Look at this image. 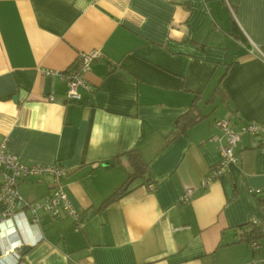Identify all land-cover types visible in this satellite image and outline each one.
Masks as SVG:
<instances>
[{"label": "crops", "instance_id": "crops-1", "mask_svg": "<svg viewBox=\"0 0 264 264\" xmlns=\"http://www.w3.org/2000/svg\"><path fill=\"white\" fill-rule=\"evenodd\" d=\"M93 50L71 101L62 75ZM190 109L200 120L171 140ZM222 119L264 124V0H0V142L23 163L64 166L79 214L56 226L40 210L27 225L23 202L49 189L20 182L21 227L0 232L22 244L17 264H240L264 254V240L253 253L240 228L262 218L264 192L252 193L264 191L259 138L241 134L236 160L207 180L222 158L213 136L226 142L214 126ZM132 149L154 189L136 180L103 205L132 172Z\"/></svg>", "mask_w": 264, "mask_h": 264}, {"label": "built area", "instance_id": "built-area-1", "mask_svg": "<svg viewBox=\"0 0 264 264\" xmlns=\"http://www.w3.org/2000/svg\"><path fill=\"white\" fill-rule=\"evenodd\" d=\"M232 16H234V9L230 7ZM100 55L97 51L93 50L86 53H81L77 57L76 68L70 72L64 73L62 77L67 82V98L71 101L80 99L78 88L85 86L84 74L89 71L91 63ZM214 126L221 130L226 136V142L223 143L221 139L214 135L213 139L219 144L221 151V161L217 166L209 172L207 180L214 179L227 171L231 162L235 161L234 147L240 139L241 134H248L253 137H258L260 140V151L264 153V124L255 121L243 122L238 128H231L229 120H216ZM68 170L57 163L54 164H41L33 163L26 164L21 162L17 156L7 152V139L4 138L0 142V202L5 208L0 212V232L5 223L11 221L13 231L18 230L21 225L17 220V202L21 199L18 186L19 183L26 178L34 177L38 183H46L49 192L41 201L27 202L24 201V206L30 209L31 219L27 221V225L39 224L40 217L38 212L42 210L45 214L52 218H60L67 216L72 218L75 222L79 219L78 212L74 209L65 189L62 180L67 176ZM207 181L205 180L204 183ZM148 189L153 190L154 184L149 183ZM261 189L253 190V194L261 195ZM192 193L191 188H187L180 197V202H187ZM259 209L264 218V199L259 204ZM262 218L251 217L249 222L251 224H260ZM3 239V240H2ZM2 242V243H1ZM6 243V244H5ZM2 244L4 247H2ZM19 246H13L6 237L0 238V264H17L20 259L18 252ZM260 246L258 242H253L252 249L259 251ZM240 264H264V254L257 258H252Z\"/></svg>", "mask_w": 264, "mask_h": 264}, {"label": "trees", "instance_id": "trees-1", "mask_svg": "<svg viewBox=\"0 0 264 264\" xmlns=\"http://www.w3.org/2000/svg\"><path fill=\"white\" fill-rule=\"evenodd\" d=\"M217 89L219 90L220 88L218 87ZM199 120L200 115L195 111H192L191 109L188 112L180 115L176 120L175 129L172 133L171 140L182 134L187 126L193 125ZM125 155L132 167V172L128 173L124 184L117 188L104 200L103 205L108 204L111 201H114L120 196L126 194L129 191L128 188L130 184L136 180H140V184L146 185V187H148L149 183H153V180L149 177L148 174V164L146 163V161H144L141 154L136 149H132L129 150ZM260 198L259 204L262 200ZM240 228H243L242 237L248 243L251 251L253 253L256 252L252 249V244L253 242H258L259 246H262L261 241L264 240V218H262L260 224L254 225L248 221L245 225L240 226Z\"/></svg>", "mask_w": 264, "mask_h": 264}, {"label": "rangeland", "instance_id": "rangeland-1", "mask_svg": "<svg viewBox=\"0 0 264 264\" xmlns=\"http://www.w3.org/2000/svg\"><path fill=\"white\" fill-rule=\"evenodd\" d=\"M217 105L219 106L218 107V110H217V112H215L216 113V116H218V114L219 113H222L223 111H224V108L222 107V105L220 104V103H217ZM212 115V117H213V113L211 114ZM231 125V124H230ZM42 211V210H41ZM46 217H48L49 218V216H46ZM69 218V217H68ZM68 218H66V219H68ZM49 219H52V221L50 222V223H52V224H54V225H59V223L60 222H62V221H60V220H58V219H53L52 217H50ZM69 222V221H68Z\"/></svg>", "mask_w": 264, "mask_h": 264}]
</instances>
